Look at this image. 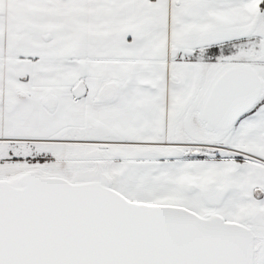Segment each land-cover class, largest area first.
<instances>
[{"label": "snow or ice", "instance_id": "1", "mask_svg": "<svg viewBox=\"0 0 264 264\" xmlns=\"http://www.w3.org/2000/svg\"><path fill=\"white\" fill-rule=\"evenodd\" d=\"M0 264H264V0H0Z\"/></svg>", "mask_w": 264, "mask_h": 264}]
</instances>
